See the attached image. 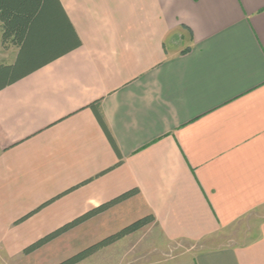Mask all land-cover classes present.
<instances>
[{
    "label": "crops",
    "instance_id": "obj_1",
    "mask_svg": "<svg viewBox=\"0 0 264 264\" xmlns=\"http://www.w3.org/2000/svg\"><path fill=\"white\" fill-rule=\"evenodd\" d=\"M57 1L80 47L0 92L1 233L51 201L25 248L137 190L85 224L197 243L258 213L250 243L186 263L264 264V0Z\"/></svg>",
    "mask_w": 264,
    "mask_h": 264
},
{
    "label": "trees",
    "instance_id": "obj_2",
    "mask_svg": "<svg viewBox=\"0 0 264 264\" xmlns=\"http://www.w3.org/2000/svg\"><path fill=\"white\" fill-rule=\"evenodd\" d=\"M64 14L57 0H0V45L4 50L11 48L16 51L14 62L11 65H0V92L80 47L81 43ZM89 108L103 130L105 138L111 144L112 150L120 159L117 146L111 138L107 125H105L100 104L98 102L94 103ZM137 194V190H131L120 195L117 199H112L106 204L93 209V211L91 210L72 222L61 226L54 232L37 239L21 253L25 256L33 254V252L40 250L57 238L79 227V225L81 226V224L127 201L129 198L135 197ZM49 203L51 201L31 214L22 217L15 224L19 225L26 221L32 214H35ZM154 221L155 219L151 215L145 216L143 219L140 218L57 264H80L101 249H107L122 239L152 225Z\"/></svg>",
    "mask_w": 264,
    "mask_h": 264
},
{
    "label": "rangeland",
    "instance_id": "obj_3",
    "mask_svg": "<svg viewBox=\"0 0 264 264\" xmlns=\"http://www.w3.org/2000/svg\"><path fill=\"white\" fill-rule=\"evenodd\" d=\"M15 53L14 49L4 50L0 45V65H11ZM19 219L21 218L12 224V230L8 233H1L0 230V264H57L117 232L103 231L105 221V226H107L113 221H110L111 219H100L90 225L84 223L33 254L25 256L21 252L29 246L30 242L25 248L17 242L26 234L21 227L18 228L21 223L15 224ZM262 219V216L255 213L235 227L225 229L207 238L206 241L197 243L168 241L157 227H146L107 249H101L80 264H187L188 258L194 254L216 248L218 245L241 247L250 243L255 238L256 225ZM0 227L2 228L3 225ZM118 227L119 225H116L111 228L117 229ZM41 235L44 237L47 234L39 236ZM12 238L16 243H11Z\"/></svg>",
    "mask_w": 264,
    "mask_h": 264
}]
</instances>
